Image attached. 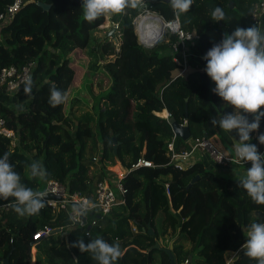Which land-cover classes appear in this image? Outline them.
I'll list each match as a JSON object with an SVG mask.
<instances>
[{
	"label": "trees",
	"instance_id": "trees-1",
	"mask_svg": "<svg viewBox=\"0 0 264 264\" xmlns=\"http://www.w3.org/2000/svg\"><path fill=\"white\" fill-rule=\"evenodd\" d=\"M12 1L0 0V12ZM257 1L194 0L180 20L184 29L199 34L190 44V52L197 56L192 63L200 62L202 67L191 64L188 72L180 74L170 45H159L170 49V53H159L157 45L145 47L138 41L133 23L145 10L173 18L170 2L145 0L144 8H129L90 23L83 17V0H27L0 32V71L30 61L36 64L30 94L25 93V86L15 93L21 99L5 98V91H0V114L19 136L18 146L12 148L9 140L0 135V157L10 153L22 182L34 190L40 188L41 179L31 178L29 165L38 160L47 171L46 178L66 181L71 191L78 190L88 197L94 192L95 181L109 173L105 161H120L131 168L142 157L156 166H140L127 172L122 179L127 188L125 202L113 206L108 214L91 216L90 221L95 219L96 224L89 229L72 224L65 211L53 213L46 203L39 214L23 217L12 206L0 217V257H8L10 264H98L91 253H82L73 245L80 239L88 243L102 237L109 243H120L122 256L115 264H171L164 249L153 247L161 236L166 246L173 241L176 264L185 259L189 264H257L244 254L243 229L253 219L264 222V205L253 202L239 187V177L215 174L200 160L186 168L175 166L170 163L168 148L171 141L177 151L189 147L188 140L174 136L168 121L173 116L182 123L188 102L191 137L217 135L234 153L230 139L232 136L238 141L237 131L228 133L211 124L213 117L219 118L233 108L212 91L215 82L205 71L207 61H199V55L206 54L237 26H253L250 14ZM38 2L50 8L43 10ZM216 6L223 8L226 21L211 19ZM106 18L119 23L114 36H107L108 30L101 37L95 36ZM113 37L120 40L117 50ZM77 50L94 56L89 68L100 78L94 113L85 114L71 131L70 118L64 112L66 102L52 107L49 97L53 86L68 95L77 74L70 54ZM108 54H114V59H106ZM164 109L168 118L157 116ZM248 118L253 119L251 115ZM260 133H264V118L259 131L251 133V142L262 152ZM88 152L98 153L99 159L93 161ZM91 166L96 167L94 173H90ZM196 175L199 178L187 188ZM165 182H169L170 195ZM46 224L61 229L56 233L58 240H41L33 262V234ZM149 228L154 232L149 233ZM187 242L190 247L184 250Z\"/></svg>",
	"mask_w": 264,
	"mask_h": 264
},
{
	"label": "clouds",
	"instance_id": "clouds-1",
	"mask_svg": "<svg viewBox=\"0 0 264 264\" xmlns=\"http://www.w3.org/2000/svg\"><path fill=\"white\" fill-rule=\"evenodd\" d=\"M193 4L194 0H170V7L177 18L188 13ZM81 7L84 19L91 23L102 16L122 14L129 8H144L146 4L145 0H83ZM211 19L218 22L226 21L228 17L222 7L216 6L211 12ZM204 59L207 61L205 71L216 85L212 91L233 108L219 118L213 117L211 124L228 133L237 131L239 142L234 146L236 159L232 162H251V167L237 179L238 185L253 202L264 205V153L251 142V133L259 131L264 118V29L257 25L248 28L237 26L231 34L225 33L222 40L207 51ZM32 86L33 82L29 79L25 85L26 94L31 93ZM67 100L66 92L55 86L50 89L49 104L52 107ZM249 115L252 120H249ZM258 140L264 144V133L259 134ZM29 169L31 178L43 180L47 176L41 161L33 160ZM46 195V192L34 190L22 182L20 173L10 160V153L5 152L0 157V198L14 199L12 206L19 216L39 214L45 207ZM85 211L86 207L82 205L79 214ZM243 231L246 237L242 245L244 254L256 260L257 264H264V222L253 219ZM73 247H78L82 253H91L98 264H115L122 256L118 241L109 243L102 237L88 243L80 239Z\"/></svg>",
	"mask_w": 264,
	"mask_h": 264
},
{
	"label": "built area",
	"instance_id": "built-area-1",
	"mask_svg": "<svg viewBox=\"0 0 264 264\" xmlns=\"http://www.w3.org/2000/svg\"><path fill=\"white\" fill-rule=\"evenodd\" d=\"M26 2L27 0H13L6 6L5 10L0 12V32L2 27L14 19L15 15ZM149 17H154V20L143 24L144 21H149ZM250 21L253 26L257 25L261 29H264V0H258L254 4L250 14ZM133 23L135 25L138 41L142 45L145 47H153V45L155 46L161 42L168 43L171 47L173 61L180 66V74L190 70L192 58L197 57L190 52V44L194 43L199 38V34L196 31L184 29L181 25L180 17L177 18L174 16L173 18L167 19L160 13L145 10L134 18ZM112 27L116 30L119 27V23L113 22ZM146 29L154 32L152 35L148 36L145 33ZM190 36H192V38L188 39ZM204 56L205 54L199 55V61L206 62ZM35 65L34 61H30L23 64L21 67L10 65L2 68L0 71V90L10 93L18 91L26 85L29 79H31ZM0 135L9 140V144L12 148L18 146L19 136L17 132L8 126L5 118L1 116V114ZM188 143L189 147L180 151L175 149L173 141L168 144V148L171 151L170 163H173L179 168H186L193 162H196V152L206 153L215 165L223 168L246 163L244 161L233 163L232 159H236L234 153H231L221 146L218 141L214 139V136L190 137ZM226 153H231V155L225 156ZM261 153H264V146ZM98 159V154L92 156L93 161H97ZM140 166L155 167L156 164L142 157L138 158V160L132 164L131 168L124 167L120 161H105L106 170L114 174L115 180L113 182V179L105 177L96 181L94 192L90 197L82 194L78 190L71 191L66 181L54 178H45L41 180L38 190L47 193L45 203L51 208L53 213L58 214L65 211L72 224L79 223L80 225L78 208H81L82 205L86 207V211L84 212L86 215H88L89 212H94L93 216L97 214L101 216L110 213L113 206L123 204L126 200L127 188L122 183V179L131 169ZM165 187L166 193L170 195L169 182H165ZM14 202V199L11 197L8 200L0 198V217L11 209ZM87 223L94 225L96 224V220L93 219L90 221V217H88ZM53 229L54 227L46 224L36 230L33 234L34 241L31 247L37 248L41 240L49 238L52 235ZM133 230L137 231V227L133 226ZM86 234H89V232L87 231ZM188 263V259H185L180 264Z\"/></svg>",
	"mask_w": 264,
	"mask_h": 264
},
{
	"label": "rangeland",
	"instance_id": "rangeland-1",
	"mask_svg": "<svg viewBox=\"0 0 264 264\" xmlns=\"http://www.w3.org/2000/svg\"><path fill=\"white\" fill-rule=\"evenodd\" d=\"M112 23L110 19L106 18L105 24L100 26L99 31H97L94 35L95 36H103L104 30H110L109 27H112ZM116 31V30H115ZM108 32V31H107ZM112 43L115 44V49L117 50V45L120 43L119 37L118 38H112ZM164 43V42H163ZM162 42L157 44V49L159 50V53H170V49L168 48H162L159 45L163 44ZM156 46V45H155ZM154 46V47H155ZM75 60V64L77 66V74L73 81L72 88L70 89L68 93V100L65 103L64 112L65 114L70 118V130L73 131L75 129V124L79 119H81L85 114H93L94 113V105L95 100L94 97L98 94V89L96 88V84L100 78L98 72H95L94 70L90 69L89 66L92 65V63L95 61L94 56L88 55L87 51L83 50H77L75 52H72L70 54ZM106 59H114V54H108L106 56ZM200 63V62H199ZM107 87V82L104 84V88ZM16 92L10 93L6 92L4 94V97L12 96L13 99H21L19 96L15 95ZM102 104H105L104 101H102ZM157 114V113H156ZM159 116V114H157ZM74 125V126H73ZM93 126V124H91ZM217 136V135H215ZM214 139L217 141L220 138L214 137ZM221 141V140H220ZM221 145V144H220ZM222 146V145H221ZM89 147V146H88ZM99 147L101 148V145L99 144ZM98 153H94L91 155L90 152H88L87 156L91 155H97ZM203 161V160H202ZM245 164H242L241 167H244ZM96 166V165H95ZM95 166L90 167V173H94L96 170ZM213 168H211V171ZM213 172V171H212ZM215 174L221 175V176H233V177H242L246 172L244 173H226L222 170H214ZM213 172V173H214ZM107 177L110 179H113V182L115 180L114 174L109 172ZM96 182V181H95ZM57 234H52L50 236L51 242H56L58 240ZM31 254L33 256V262H35L36 259V251L37 248L30 249ZM45 259V256H44Z\"/></svg>",
	"mask_w": 264,
	"mask_h": 264
},
{
	"label": "water",
	"instance_id": "water-1",
	"mask_svg": "<svg viewBox=\"0 0 264 264\" xmlns=\"http://www.w3.org/2000/svg\"><path fill=\"white\" fill-rule=\"evenodd\" d=\"M163 1L170 2V0H163ZM38 5L41 6L43 8V10H48L50 8V5L47 4V3H44V2H38ZM231 6H232V3H231ZM114 34H115V28H110V30H108L106 35L107 36H112ZM168 121H169V123H170V125L172 127V130H173V133H174L175 137H179V138H181L183 140H188L191 137L192 133H191V130H190V127H189V124H188V102L185 103V117H184V121L182 123H179L175 119V117H173V116H171L168 119ZM113 141H114V152H116V150H117V142H116V138L115 137L113 138ZM198 178H199V175L194 176L191 179V181L189 182V184L187 185V188H189ZM78 209L80 211V208H78ZM93 215H94V212H89L88 215H86L85 213L82 214V215L79 214V216H80V226L86 227L87 229H89L91 227V225L87 223L88 217H91ZM96 216L100 217L99 214H97ZM60 231H61L60 228H54L53 231H52V234L59 233ZM148 231H149V233H153L154 232L152 228H149ZM153 247L154 248H162V249H164L167 252V254H168L169 258H170L171 264H176L175 255H174V252H173V242H171L169 244V246L166 248V247H161L159 242H158V240H157ZM189 258L191 259V256H189ZM0 261L5 262L6 264H10L8 257H6V258L0 257Z\"/></svg>",
	"mask_w": 264,
	"mask_h": 264
},
{
	"label": "crops",
	"instance_id": "crops-1",
	"mask_svg": "<svg viewBox=\"0 0 264 264\" xmlns=\"http://www.w3.org/2000/svg\"><path fill=\"white\" fill-rule=\"evenodd\" d=\"M191 64H192V66L193 65H196V66H198L199 68H201L202 66V64L201 63H192V61H191ZM190 68H191V65H190ZM1 92H4V91H2V90H0ZM4 93H6V92H4ZM163 111H167L166 109H164ZM164 118V117H163ZM214 137H218V136H215L214 135ZM218 141V143L219 144H221L224 148H225V146L223 145V143L220 141V139L219 140H217ZM230 141L232 142V146L234 147L237 143H238V141H236V139L234 138V137H232L231 136V139H230ZM195 157H196V161H202L203 162V164H204V166L205 167H207V168H209V169H211V168H213V172H214V170H222V171H225L226 173H237V174H240V173H244V172H246V170H247V168H250L251 167V162H246V163H243V164H245L244 165V167H241V165H231L230 167H227V168H223V167H219V166H217V165H215L213 162H212V160L208 157V155L206 154V153H200V152H196L195 153ZM215 173V172H214ZM158 242H159V244H160V246L161 247H168L169 246V244L171 243V242H173L172 240L171 241H169V243H168V245L166 246V241H164L163 240V238L160 236L158 239ZM185 246H184V250H188L189 249V247H190V243L189 242H187V243H185L184 244Z\"/></svg>",
	"mask_w": 264,
	"mask_h": 264
},
{
	"label": "bare ground",
	"instance_id": "bare-ground-1",
	"mask_svg": "<svg viewBox=\"0 0 264 264\" xmlns=\"http://www.w3.org/2000/svg\"><path fill=\"white\" fill-rule=\"evenodd\" d=\"M153 18H154V17H149V21H144L143 24H145V23H147V22H152L151 20H154ZM153 32H154V31H151V30H148V29L145 30V33H146V35H148V36L152 35ZM159 116L164 117V118H167V116H168V112H167V111H162L161 113H159Z\"/></svg>",
	"mask_w": 264,
	"mask_h": 264
}]
</instances>
